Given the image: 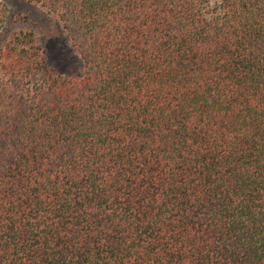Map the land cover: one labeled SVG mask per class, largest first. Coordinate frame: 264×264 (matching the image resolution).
Masks as SVG:
<instances>
[{
    "label": "trees",
    "instance_id": "trees-1",
    "mask_svg": "<svg viewBox=\"0 0 264 264\" xmlns=\"http://www.w3.org/2000/svg\"><path fill=\"white\" fill-rule=\"evenodd\" d=\"M25 1L86 73L1 44L0 264H264V0Z\"/></svg>",
    "mask_w": 264,
    "mask_h": 264
},
{
    "label": "rangeland",
    "instance_id": "rangeland-1",
    "mask_svg": "<svg viewBox=\"0 0 264 264\" xmlns=\"http://www.w3.org/2000/svg\"><path fill=\"white\" fill-rule=\"evenodd\" d=\"M6 13V24L0 34L1 44L16 31L32 30L46 51L43 77L52 70L69 78H82L86 65L74 51L61 25L42 8L25 0H0Z\"/></svg>",
    "mask_w": 264,
    "mask_h": 264
}]
</instances>
